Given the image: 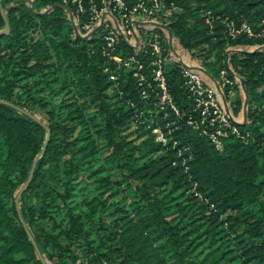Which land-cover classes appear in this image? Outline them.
I'll use <instances>...</instances> for the list:
<instances>
[{
  "label": "trees",
  "instance_id": "obj_1",
  "mask_svg": "<svg viewBox=\"0 0 264 264\" xmlns=\"http://www.w3.org/2000/svg\"><path fill=\"white\" fill-rule=\"evenodd\" d=\"M164 2L172 40L204 65L172 53L166 61L177 116L157 111L156 88L142 98L133 70L103 54L102 27L74 31L70 0H0V30L2 7L9 24L0 34V264H264V37H230L221 21L264 28V0ZM181 65L205 82L226 69L234 114L246 97L241 136L228 132L217 148L188 123L198 114ZM217 86L226 97L228 85ZM25 111L49 139L19 214L14 199L47 132Z\"/></svg>",
  "mask_w": 264,
  "mask_h": 264
},
{
  "label": "built area",
  "instance_id": "obj_2",
  "mask_svg": "<svg viewBox=\"0 0 264 264\" xmlns=\"http://www.w3.org/2000/svg\"><path fill=\"white\" fill-rule=\"evenodd\" d=\"M67 1V0H63ZM75 6V13H71L74 22V31L79 34L88 33L96 27H102V51L103 54L114 64L116 68L125 67L132 69L137 86L140 88L142 98L149 97L150 89H155L157 111L163 116L173 112L179 114L167 87L164 68L170 58L171 47L169 34L163 26L164 0H70ZM208 12L205 14L207 15ZM84 17V18H82ZM206 21L211 23L210 15ZM221 21L226 26L227 34L235 37L240 33L248 36L264 37V28L254 31L250 25L242 21L237 24L233 19L224 17ZM78 23H80L78 25ZM162 27V30H159ZM123 39L134 48V53L122 54L119 40ZM141 52L146 58H140L137 53ZM177 60H181L176 56ZM183 83L194 101L197 117L189 115L188 123L193 127H202L217 148L222 146L221 137L228 132L240 135L241 133L227 111H223L219 103L217 92L205 82L201 73L186 65H181ZM117 74L110 71L109 78L116 79ZM171 129L169 128L168 132ZM156 141L166 144L168 137L159 125L152 127ZM176 143V141H174ZM195 184L193 190H195ZM195 194L207 202L199 191ZM210 207L213 204L210 203Z\"/></svg>",
  "mask_w": 264,
  "mask_h": 264
},
{
  "label": "rangeland",
  "instance_id": "obj_3",
  "mask_svg": "<svg viewBox=\"0 0 264 264\" xmlns=\"http://www.w3.org/2000/svg\"><path fill=\"white\" fill-rule=\"evenodd\" d=\"M86 34V33H84ZM172 36V35H171ZM170 43V42H169ZM170 52L174 55V56H181L183 59H193L197 62L198 65H201L202 68H204V65H202L200 63V60L197 58V57H192L189 55V53L187 52V50H185L184 48H181L179 45H178V42L176 39L173 38L172 40V47L169 48ZM178 61V60H177ZM188 61V60H187ZM228 62V59L225 58V63ZM200 67V66H199ZM216 83L218 82V84L220 85V87L222 89H225V87L228 85V87L230 88V90L227 91L226 93V97L224 96L223 93H221L220 95L223 97V99L226 102L227 106V111L229 112L230 114V109L232 110L233 109V106L235 105L234 104V97L237 95V92H235L232 88V86L234 85V81L231 80L229 78V76H227V72H226V69L225 68H222L220 71H219V74L217 75V78L215 79ZM207 83L211 86V88L213 89L214 92H217V87H216V84L214 83V81L212 79H209V82L207 81ZM239 94V93H238ZM241 95V94H240ZM242 96V95H241ZM219 98V103L221 105V108L223 111H226V108L224 106V103H222L220 97L218 96ZM224 102V101H223ZM243 111V105L242 107L240 108L239 111ZM233 111V110H232ZM239 111L237 112V114L239 113ZM243 119V118H242ZM242 121V120H241ZM239 122V121H238Z\"/></svg>",
  "mask_w": 264,
  "mask_h": 264
},
{
  "label": "water",
  "instance_id": "obj_4",
  "mask_svg": "<svg viewBox=\"0 0 264 264\" xmlns=\"http://www.w3.org/2000/svg\"><path fill=\"white\" fill-rule=\"evenodd\" d=\"M1 11H2L3 19H4V26H3V28L0 30V34H4V33H8V32H9V24H8V20H7L6 14H5V8L2 7V8H1ZM71 17H72V15H71V13H70V18H71ZM71 19H72V18H71ZM163 26H164V27L167 29V31H168V34H169V42H170V45H171V47H172V36H171V31L167 28L166 25H163ZM74 28H75V26H74ZM95 30H96V27H95L94 29H92L91 31H89L87 34H91V33H93ZM198 68H199L200 70H203L202 67H199V66H198ZM4 101H5V100H4ZM5 102H8V101H5ZM8 103H10V102H8ZM10 104H12V103H10ZM245 104H246V97H245V100H244V102H243V119H242V121H239V122H244V121H245ZM25 112H26L27 114H29L30 116H32L34 119H36V120H38L39 122H41V123L45 126L47 132H46V137H45L44 144H43L42 148L40 149V151L38 152V154L36 155V157H35V159H34L32 165H31V168H30V171H29V175H28V177H27L25 183L22 185V187H21V188L19 189V191L17 192L16 197H15V199H14V201H15V206H16V208H17V210H18V213H19V204H18L19 197H20L21 193L23 192V190H25L26 187L28 186V184H29V182H30V180H31L32 174H33V169H34V166H35V164H36V161H37L38 157H39V156L45 151V148H46V145H47V142H48V139H49V128H48V126H47V125H46V124H45V123H44L39 117H37L36 115H34V114H32V113H30V112H28V111H25ZM19 214H20V213H19ZM20 219H21V221H22V223H23V226H24V228H25V230H26V232H27L29 238L31 239V241H32V243L34 244V246L36 247L39 256H40L41 259L43 260V257H42V255L40 254V252H39V250H38V248H37V246H36L35 240H34L32 234L30 233V231H29L27 225L25 224V222L23 221V219L21 218V216H20ZM43 262H44V264H47L44 260H43Z\"/></svg>",
  "mask_w": 264,
  "mask_h": 264
},
{
  "label": "crops",
  "instance_id": "obj_5",
  "mask_svg": "<svg viewBox=\"0 0 264 264\" xmlns=\"http://www.w3.org/2000/svg\"><path fill=\"white\" fill-rule=\"evenodd\" d=\"M180 58L181 59H183L181 56H180ZM190 58V57H189ZM183 59L186 63H188L189 65H195V66H200L201 67V65H198L197 64V62L195 61V60H193V59ZM188 60V61H187ZM209 79H212L213 81H214V83L216 84V87H217V94H218V96L220 97V99H221V101H222V103H224V106H225V108H226V106H227V104H226V102L227 101H225L224 99H223V97L220 95L221 94V92L219 91V88H218V86H217V83H216V81L214 80V78L213 77H207V81L209 82ZM224 101V102H223ZM227 109V108H226ZM230 111V114L232 115V117H233V119L234 120H236V121H241L242 120V118H243V111L241 110V111H239V113L237 114H234L233 113V111L230 109L229 110Z\"/></svg>",
  "mask_w": 264,
  "mask_h": 264
}]
</instances>
